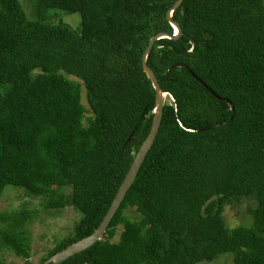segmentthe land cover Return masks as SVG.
<instances>
[{"label":"trees","instance_id":"16d2710c","mask_svg":"<svg viewBox=\"0 0 264 264\" xmlns=\"http://www.w3.org/2000/svg\"><path fill=\"white\" fill-rule=\"evenodd\" d=\"M28 1L0 0V198L80 214L42 264L99 227L147 138L143 56L177 0ZM172 18L181 36L147 63L174 100L104 237L61 264H264V0H183ZM244 201L251 220L228 226ZM35 214L0 210V250L26 264Z\"/></svg>","mask_w":264,"mask_h":264},{"label":"rangeland","instance_id":"374dc122","mask_svg":"<svg viewBox=\"0 0 264 264\" xmlns=\"http://www.w3.org/2000/svg\"><path fill=\"white\" fill-rule=\"evenodd\" d=\"M29 9L32 4L24 0ZM52 9L53 19L63 20L75 28L81 23L80 13H68ZM83 101L86 103V94H83ZM25 209L36 210L34 220L28 226L29 235L32 245V264H40L41 258L44 257L48 250L53 248L57 241L66 237L72 231L73 226L80 218V214L73 207H67L60 210H46L44 202L40 198L29 196L25 191L12 187L6 190L0 198V210L2 211H22ZM247 202L241 205H228L225 208L223 216L228 226H238L248 224L250 215L247 212ZM0 258H3L7 264H26V260L15 256L9 250H0ZM204 264H233L231 257L220 258L211 263Z\"/></svg>","mask_w":264,"mask_h":264},{"label":"water","instance_id":"95a60500","mask_svg":"<svg viewBox=\"0 0 264 264\" xmlns=\"http://www.w3.org/2000/svg\"><path fill=\"white\" fill-rule=\"evenodd\" d=\"M182 2H183V0H177V2L169 10L168 15H167L169 22L171 23V25L174 28V33L170 34L167 32H160V33L156 34L155 36H153L151 38L149 45H148V47L144 53L143 68H144V71L146 72L148 78L151 80L153 87L156 91V106L153 110V113H154L153 122H152L150 132H149L147 138L144 140V142L140 146L139 150L136 152L134 159H133V162L130 166V169H129L128 173L126 174V177L124 178L123 182L121 183V185L118 189V192H117L114 200L112 201L110 208L108 209V211H107L106 215L104 216L99 227L91 235H88V236L72 243L71 245L67 246L66 248H64L61 251L54 254L51 258H49L47 261H45L42 264H61L65 260H67L70 257L86 250L87 248H89L90 246L95 244L97 241L101 240L104 237L111 220L113 219L116 212L120 208L121 203L123 202V200L127 194V191L129 190V188L134 183V181H135V179H136V177H137V175L141 169V166H142L148 152L150 151V149H151L152 145L154 144V141L157 137V134H158V131L160 129L161 122L163 119L164 106L167 103H170L174 100L172 95H170L168 92H165L162 89V87L158 81V78L156 77L155 72L148 65L147 59H148V56L152 50L154 43L157 40H159L161 38L178 39L181 36L182 28H181L180 23L178 21L173 20L172 13L175 9H177L182 4ZM132 135H133V133L130 135L127 142L130 140Z\"/></svg>","mask_w":264,"mask_h":264}]
</instances>
